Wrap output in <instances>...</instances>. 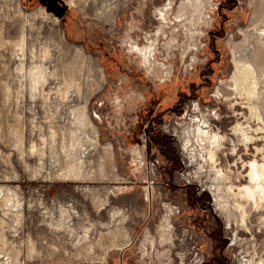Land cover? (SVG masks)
I'll return each instance as SVG.
<instances>
[{
    "label": "rangeland",
    "instance_id": "1",
    "mask_svg": "<svg viewBox=\"0 0 264 264\" xmlns=\"http://www.w3.org/2000/svg\"><path fill=\"white\" fill-rule=\"evenodd\" d=\"M64 1L59 19L0 0V254L264 264V206L238 195L264 185L251 176L264 165V0ZM238 63L256 70L251 122ZM203 121L223 138L214 160Z\"/></svg>",
    "mask_w": 264,
    "mask_h": 264
},
{
    "label": "bare ground",
    "instance_id": "2",
    "mask_svg": "<svg viewBox=\"0 0 264 264\" xmlns=\"http://www.w3.org/2000/svg\"><path fill=\"white\" fill-rule=\"evenodd\" d=\"M236 67L237 69L233 77L234 84H233L232 90L234 93L241 94L243 97H245V99H247L250 102L249 108H250L251 115H250V118H248L247 120L250 121L251 119H254L255 117L260 118V115L258 114L256 106L253 101L259 94V91L257 88V82H256V70L250 64L238 63ZM248 126L249 128L247 129V128H244L242 124H239L233 129L234 136H237L239 142L245 144L246 146H249V144L253 142L254 140L253 136H251L249 133V129H252V127L250 124ZM205 127H207L206 121H203L202 125L198 126L197 128L198 138L199 139L205 138L206 140L210 142V145L212 147L209 149V159L214 160L216 156V151H218L223 145L222 143L223 138H221L220 135L217 133H213V132H210L209 130L204 129ZM257 150L264 151V148H257ZM258 171H261L262 173L259 174ZM251 176H252V180L259 179L264 182V165L260 166L257 171L255 170V173H253ZM238 195L243 199V201L245 200L248 203H253L254 205L264 206V185L263 183L262 185L258 184L256 186H253L252 188H244L240 191ZM238 204L239 203H237V205ZM241 204L242 203H240L239 206H242Z\"/></svg>",
    "mask_w": 264,
    "mask_h": 264
},
{
    "label": "water",
    "instance_id": "3",
    "mask_svg": "<svg viewBox=\"0 0 264 264\" xmlns=\"http://www.w3.org/2000/svg\"><path fill=\"white\" fill-rule=\"evenodd\" d=\"M47 11L55 14L59 19H63L69 10V6L64 0H39Z\"/></svg>",
    "mask_w": 264,
    "mask_h": 264
},
{
    "label": "built area",
    "instance_id": "4",
    "mask_svg": "<svg viewBox=\"0 0 264 264\" xmlns=\"http://www.w3.org/2000/svg\"><path fill=\"white\" fill-rule=\"evenodd\" d=\"M0 264H13V260L9 255L0 254Z\"/></svg>",
    "mask_w": 264,
    "mask_h": 264
}]
</instances>
